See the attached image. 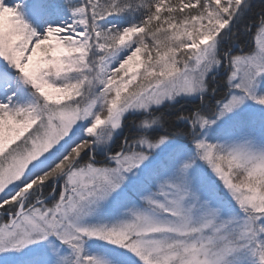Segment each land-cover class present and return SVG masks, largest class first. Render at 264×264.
<instances>
[{
	"label": "snow or ice",
	"instance_id": "obj_1",
	"mask_svg": "<svg viewBox=\"0 0 264 264\" xmlns=\"http://www.w3.org/2000/svg\"><path fill=\"white\" fill-rule=\"evenodd\" d=\"M250 10L0 0L2 264H264V8Z\"/></svg>",
	"mask_w": 264,
	"mask_h": 264
},
{
	"label": "trees",
	"instance_id": "obj_2",
	"mask_svg": "<svg viewBox=\"0 0 264 264\" xmlns=\"http://www.w3.org/2000/svg\"><path fill=\"white\" fill-rule=\"evenodd\" d=\"M251 3V10L248 13L247 17L245 18V22H248L250 20H258L260 9L264 8V0H250ZM241 32L243 30V24L239 26ZM254 31V30H253ZM243 43L245 45V49L247 50L250 45L252 44L253 36L250 34H243L242 35ZM189 105H185V107H188ZM7 221V217L0 216V224H3Z\"/></svg>",
	"mask_w": 264,
	"mask_h": 264
},
{
	"label": "rangeland",
	"instance_id": "obj_3",
	"mask_svg": "<svg viewBox=\"0 0 264 264\" xmlns=\"http://www.w3.org/2000/svg\"><path fill=\"white\" fill-rule=\"evenodd\" d=\"M254 37H253V40H252V44L250 45V47L247 49V50H250V49H253L254 48ZM48 45H55V40H49L48 41ZM31 46H34V45H31ZM30 46V47H31ZM246 50V51H247ZM31 53H28V55H30ZM45 57H44V54L43 53H41V52H38L37 53V57H36V59H39V60H42V59H44ZM0 59H2V58H0ZM130 67H134V65H130ZM141 71H142V69H141ZM55 95V94H54ZM64 102H66V101H61V103H64ZM102 118H103V116H102ZM25 135H27V133H25ZM23 139V137L21 138V140ZM21 141H16V143H20ZM15 146V144H12V145H9V147H14ZM7 217V221L10 219V217H8V216H6ZM6 221V222H7ZM0 225H2V224H0ZM6 257H5V254H3V253H0V264H2V261H3V259H5Z\"/></svg>",
	"mask_w": 264,
	"mask_h": 264
}]
</instances>
